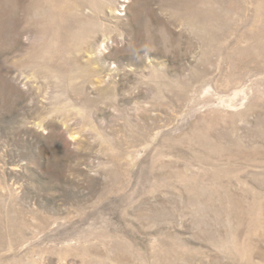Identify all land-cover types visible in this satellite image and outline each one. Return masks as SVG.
Instances as JSON below:
<instances>
[{
	"label": "rangeland",
	"instance_id": "1",
	"mask_svg": "<svg viewBox=\"0 0 264 264\" xmlns=\"http://www.w3.org/2000/svg\"><path fill=\"white\" fill-rule=\"evenodd\" d=\"M0 264H264V0H0Z\"/></svg>",
	"mask_w": 264,
	"mask_h": 264
}]
</instances>
